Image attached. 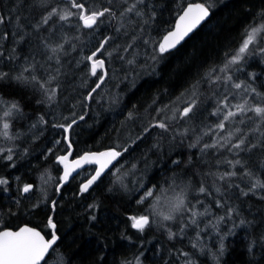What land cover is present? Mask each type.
<instances>
[{
	"label": "trees",
	"instance_id": "obj_1",
	"mask_svg": "<svg viewBox=\"0 0 264 264\" xmlns=\"http://www.w3.org/2000/svg\"><path fill=\"white\" fill-rule=\"evenodd\" d=\"M197 1L211 5V16L177 48L158 55L153 61L151 58L157 55L153 51L155 42L173 26L188 3ZM83 2L88 7L90 4L95 6L99 0ZM143 10L142 20L133 18L138 21L135 34L140 37L136 41L138 67L133 73L139 75L134 87H129L122 79L127 65L117 59L129 42L131 30L129 36L123 35V29L117 34L115 24L104 23L95 32L83 27L77 31L75 18L70 22L71 26L60 29L52 38L54 43L63 39L69 42L65 44L67 55L62 57L61 90L55 103L38 102L43 100L39 92L15 80L6 77L0 81V96L18 102L23 109V115L10 118L11 132L19 134L18 138L0 137V179L7 181L0 184V230L18 228L26 223L51 236L48 220L52 216L59 239L43 264H131L137 258L142 264H184L185 259H191L194 264H264V199L260 198L264 190L255 195L240 196L233 187L229 204L237 212L230 218L225 215L218 230L208 228L200 233L204 238L200 241L202 250L201 246L193 248L196 233L191 228L186 229L185 235L168 238L167 229L177 231L179 224L162 223L158 215L152 214L151 206L156 197H162L164 193L172 196L170 186L190 184L193 192L189 198L194 199L201 176L207 171L229 170L225 160L233 157L226 149L219 152L209 149L202 156L199 146H187L192 140L191 134L183 142L180 136L173 140V127H187L183 119L170 121L168 132L157 127L143 130L150 123L171 116L173 109L184 107L183 101H190L194 93L199 96L200 111L192 121V125L198 126L197 132L205 124L217 121L210 113L223 92V85L211 84L205 77L213 75L211 69L223 65L225 52L239 46L245 28L264 23L259 15L264 11V0H145ZM0 12L10 18L0 25V34H7V39L0 40V50L4 53L0 57V71L11 77L18 72L25 58L33 54L43 63L39 39L25 37L20 41L19 30L13 36L16 17H20L25 31L32 32L31 24L39 19L41 9L33 6L32 0H23V3L0 0ZM41 32L48 36L44 29ZM109 35L115 37L112 43L121 49V53H114L111 63L106 57H98L105 59L108 77L92 94L93 99L85 100L95 87L97 76L105 69H97V76H92L91 62L84 57L91 54L99 40ZM13 48L16 59L9 60ZM124 55L127 58V54ZM113 70L120 78L113 76ZM252 74H255L254 81ZM237 77L240 81H249L258 92L264 93V56H251L241 71L233 75L234 80ZM165 108L167 112L161 111ZM129 112L134 113L132 120H127ZM176 115L179 117L178 112ZM80 116L84 118L79 119ZM39 117L47 123L40 124ZM72 119L76 123L68 133L54 126L67 124ZM138 135L140 138L133 143ZM211 140L212 137L205 136L201 144ZM154 144L160 145L159 150L153 148ZM116 145L120 146L118 151L124 147L128 150L87 192H82L81 186L94 172V165L82 169L69 181L61 180L62 167L57 157L69 151L71 157H76L86 151ZM9 148L12 149L11 160L7 159ZM240 156L246 159V167L264 178V167H261L264 155L253 150L252 153L241 152ZM173 160H179V165L171 163ZM194 171L200 175H195ZM28 183H33L34 187L26 194L23 187ZM235 183L246 190V178L244 182L236 178ZM61 184L63 186L57 190ZM147 190H152L153 196L143 198ZM199 198L205 204L212 203V198ZM52 201L56 202L55 209ZM199 207L202 211L203 206ZM212 209L213 217L225 214V210L216 208L214 203ZM161 210L167 211L157 206L156 211ZM139 215H150L153 221L143 232L132 227L131 217ZM213 217H203L200 227L203 229ZM241 220L245 223L241 224ZM181 251L190 253V257L181 256Z\"/></svg>",
	"mask_w": 264,
	"mask_h": 264
},
{
	"label": "snow or ice",
	"instance_id": "obj_2",
	"mask_svg": "<svg viewBox=\"0 0 264 264\" xmlns=\"http://www.w3.org/2000/svg\"><path fill=\"white\" fill-rule=\"evenodd\" d=\"M17 3H23V0H17ZM32 3L33 6L41 9L39 19L34 24H31L32 32L24 30V24L21 23L18 16L16 17L13 36L16 35V30H19L20 41H23L25 37L39 39L44 62L41 63L33 54L25 58V62L19 66L18 72L11 77H9V73L0 71V81L6 77L10 78L39 92L43 100L38 102H47L49 105L55 103L61 90L60 77L64 67L62 57L67 55L65 44L69 42L67 39H63L54 43L52 38L54 35L59 34L60 29L65 26H71L70 22L75 18L78 22L76 25L77 31L83 27L95 32L104 23L115 24V32L117 34H121V29H123V35L129 36V30H131L132 35L129 36V42L123 47L122 53L121 49L112 43L115 37L109 35L99 40L96 48L84 59L91 62V75L97 76L98 67L105 69V59L98 58L99 56L108 58L109 63H111L114 53H121L117 56V59L127 65L122 79L128 82L129 87L135 86L136 78L139 75V73L136 76L133 75L138 67V45L136 41L140 37L135 34L138 21L133 18L143 19L145 15L143 10L145 0H99L95 6L90 4L88 7L85 6L83 0H55V2L54 0H32ZM61 4L64 6L62 7ZM210 7L211 5L208 4L206 6V3H190L183 10V14L179 16L178 22L174 25V30L167 31L160 38V41L155 42L153 51L157 55H153L151 59L156 61L158 55L162 56L183 41L193 29L210 15ZM259 15L260 19L264 20V11ZM6 19L10 18H6L0 12V25H3ZM143 22L147 23V21ZM41 29L48 32L47 37L43 35ZM32 33L36 35L32 36ZM3 39H7V34H0V40ZM76 39H79V37L77 36ZM14 53L15 48L11 50L8 56L9 60L16 59ZM124 53L127 54V58H125ZM257 54L264 56V23H260L259 26L253 24L245 28L239 46L231 52H225L223 65L211 69L210 71L213 75L205 77V80L211 84H216L218 87L223 85V92L220 93L219 98L216 100L214 111L210 113V115L217 117V121L214 124H205L200 132H197L198 126L192 125V121L197 118V114L200 111L198 107L199 96L194 93L190 101L187 99L183 101L184 107L173 109L171 116L162 117L159 121L150 123L147 128L143 129L148 131L151 127H157L168 132L170 121L183 119L187 127L182 129L173 127L171 129L175 133V135H172L173 140L176 139V136H180L183 142L191 134L192 140L187 146L189 148H197L199 146L198 150L202 156L206 155L209 149H215L218 152L226 149L227 153L233 157L225 160L229 170L223 172L219 170L207 171L201 176L198 181L199 187L194 190V199L189 198L190 192H193L190 184L184 185V187L179 185L170 186V190L174 193L172 196L164 193L162 197H156L155 203L151 206L153 209L152 214L158 215L162 223L171 221L179 224L177 231H172L171 228L167 229L170 240L178 235H185L186 229L191 228L196 233L195 240L192 242L193 248L201 246L200 241L204 239L200 235L202 231L208 228L218 230V224L225 219V215L230 218L234 212H237V209L229 204V200L233 196L231 192L233 187H236L240 196H248L250 193L255 195L259 191L264 190V178L257 176L249 167H246V159L240 156L241 152L252 153L253 150L264 155V93L258 92L252 86V83L247 80L240 81L238 77L235 80L233 79V75L241 71L246 61ZM3 55V51L0 50V57ZM113 76L120 78L117 77L115 70H113ZM106 77H108V71L105 69L101 75L97 76L95 87L90 90L85 100L93 99L92 94L104 85ZM251 79L255 80V74H252ZM230 89L235 91H230ZM161 111L167 112L168 109L165 108ZM177 112L179 117L176 115ZM249 113L252 115H249ZM16 115H23V109L20 104L16 101H7L3 96H0V137L7 140L18 138L19 134L13 135L11 132L10 118ZM83 118V116L79 117V119ZM133 118L134 113L129 112L127 120H132ZM64 119L68 118L65 117ZM38 121L42 125L47 123L43 117H39ZM75 123L76 120L72 119L67 124H54V126L62 128L65 133H68ZM32 127H35V125H32ZM205 136L212 137V140L201 144ZM65 138L67 139V136ZM139 138V135L135 137L133 143ZM118 147L120 146L116 145L110 150L103 152H85L78 159L71 161L69 160L72 155L70 151L57 157L58 163L63 165L61 180L66 182L74 171L85 164H96L98 167L93 169L95 174L91 175L87 182L81 186V191L87 192L101 177L108 165L128 150L127 147H124L122 151H117ZM159 147V144L153 145V148L157 150H159ZM68 148H71L70 141L68 142ZM7 151L9 153L7 159L11 160L12 149L9 148ZM171 163L178 166L180 161L173 160ZM188 163H192L191 157H189ZM238 166L239 170H237ZM261 167H264V163L261 164ZM194 174L200 175V173L195 171ZM236 178H240L241 182H244V178H246V190L235 183ZM6 183V180L0 179V184ZM62 186V184L59 185L57 190ZM32 187V185H25L23 192H29ZM176 188H179L178 192ZM152 196L153 192L148 191L147 197ZM201 196L212 198V203L215 204L216 208L225 210V214L213 217L212 203L205 204L204 200L199 198ZM260 198L264 199V195H261ZM140 202L143 203V201ZM51 203L52 208L55 209L56 202L52 201ZM157 206L166 208L167 211H156ZM199 206H203L202 211ZM205 216L213 217V219H209L202 229L200 223ZM92 219H95V217L93 216ZM131 219L133 221L132 227L141 232L153 222L150 219V215L134 216ZM240 223L244 224L245 221L241 220ZM48 225L52 229L56 228L51 217L48 220ZM57 240L58 237L54 231L50 239H45L41 232L27 226L20 228L18 231H0V264H41L45 254L48 253L49 249L53 248ZM223 247V242L221 241V254L223 253ZM180 255L190 257L191 254L181 251ZM131 264H142V261L137 258ZM184 264H194V262L191 259H185Z\"/></svg>",
	"mask_w": 264,
	"mask_h": 264
},
{
	"label": "water",
	"instance_id": "obj_3",
	"mask_svg": "<svg viewBox=\"0 0 264 264\" xmlns=\"http://www.w3.org/2000/svg\"><path fill=\"white\" fill-rule=\"evenodd\" d=\"M190 3H192V4H194V3H204V2H202V1H197V2H190ZM190 3H188L183 9H182V11L179 13V15L176 17V19H175V22H174V24H173V26L169 29V30H174V25L178 22V18H179V16L180 15H182L183 14V10L184 9H186L187 7H188V5L190 4ZM207 6V5H206ZM209 12H210V15L204 20V21H202L201 22V24L200 25H198L195 29H193V31L191 32V33H189V35L187 36V37H185V39L183 40V41H181L175 48H177L180 44H182L196 29H198L210 16H211V14H212V10L209 8ZM168 30V31H169ZM167 33V32H166ZM165 33V34H166ZM164 34V35H165ZM175 48H173V49H171V50H174ZM170 50V51H171ZM67 138H68V134H67ZM111 148H107V149H104V150H98V151H96V150H92V151H86V152H103V151H108V150H110ZM117 151H118V149H116ZM85 153V152H84ZM84 153H82L81 155H83ZM67 154V153H66ZM65 155V154H64ZM81 155H79V156H81ZM79 156H76V157H69V160L71 161V160H75V159H78L79 158ZM118 159H119V157L116 159V160H114L111 164H109L108 165V167L104 170V172L102 173V175H101V177L105 174V173H107L109 170H111V168L115 165V163L118 161ZM90 165H95L96 166V168L98 167V165H96V164H85V165H83L81 168H78L76 171H74L73 173H72V175L69 177V179L67 180V181H69L73 176H75L76 174H78L82 169H84V168H86V167H88V166H90ZM61 167H62V176H63V165H61ZM95 173L93 172L91 175H94ZM91 175H90V177H91ZM89 177V178H90ZM100 177V178H101ZM88 178V179H89ZM99 178V179H100ZM88 179H86L83 183H86L87 182V180ZM98 179V180H99ZM97 180V181H98ZM96 181V182H97ZM65 182V181H64ZM95 182V183H96ZM94 183V184H95ZM93 184V185H94ZM26 185H32L33 187H34V184L33 183H28V184H26ZM92 185V186H93ZM33 187H32V189H33ZM24 188V187H23ZM31 189V190H32ZM30 190V191H31ZM29 191V192H30ZM29 192H27V193H29ZM26 193V194H27ZM51 217V219H52V216H50ZM49 217V218H50ZM53 220V219H52ZM53 222H54V220H53ZM55 223V222H54ZM55 225H56V223H55ZM25 226H27V227H31V228H35L37 231H39V232H41V234L45 237V239H50L51 238V236H47L42 230H40L39 228H37V227H35V226H32V225H29V224H22L21 226H19L18 228H11V227H8V228H4V229H1L0 231H3V230H10V231H18L20 228H22V227H25ZM52 229V228H51ZM53 231L55 232V235L58 237V239H59V234L56 232V228L55 229H52V233H53ZM58 241V240H57ZM57 243V242H56ZM56 245V244H55ZM55 245H53V247L55 246ZM53 249V248H52ZM52 249H49V251H48V253H46L45 254V258H44V260H42L41 261V264H43V262L46 260V258L48 257V255L50 254V252L52 251Z\"/></svg>",
	"mask_w": 264,
	"mask_h": 264
},
{
	"label": "rangeland",
	"instance_id": "obj_4",
	"mask_svg": "<svg viewBox=\"0 0 264 264\" xmlns=\"http://www.w3.org/2000/svg\"><path fill=\"white\" fill-rule=\"evenodd\" d=\"M97 69H99V67H98ZM113 172H115V170H113ZM87 173H88V172H87ZM148 191H152V190H147V191L145 192L143 198H146V197H147V192H148Z\"/></svg>",
	"mask_w": 264,
	"mask_h": 264
},
{
	"label": "flooded vegetation",
	"instance_id": "obj_5",
	"mask_svg": "<svg viewBox=\"0 0 264 264\" xmlns=\"http://www.w3.org/2000/svg\"><path fill=\"white\" fill-rule=\"evenodd\" d=\"M95 166V165H94ZM95 168H96V166H95Z\"/></svg>",
	"mask_w": 264,
	"mask_h": 264
}]
</instances>
